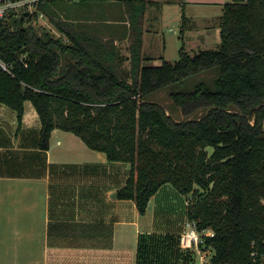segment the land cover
<instances>
[{
    "label": "trees",
    "instance_id": "1",
    "mask_svg": "<svg viewBox=\"0 0 264 264\" xmlns=\"http://www.w3.org/2000/svg\"><path fill=\"white\" fill-rule=\"evenodd\" d=\"M124 1L138 17L152 0ZM63 3L42 2L38 12ZM23 15L0 19V61L10 70L0 65V103L17 112L21 126L32 102L39 148L50 149L55 129L74 133L110 162L130 166L120 197L135 200L141 214L167 184L190 199L187 219L200 232L213 231L204 237L213 264H264V0L225 4L217 48L191 54L183 43L174 63L140 66L139 36L130 76L118 71L114 49L104 52V43L74 24H56L65 42L24 26ZM186 24L184 16L182 32ZM216 68L218 77L208 79ZM168 86L184 120L148 100ZM180 259L194 261L180 236L140 237L139 264Z\"/></svg>",
    "mask_w": 264,
    "mask_h": 264
},
{
    "label": "crops",
    "instance_id": "2",
    "mask_svg": "<svg viewBox=\"0 0 264 264\" xmlns=\"http://www.w3.org/2000/svg\"><path fill=\"white\" fill-rule=\"evenodd\" d=\"M120 1L100 3L87 19L91 26L119 25L126 41L141 36L140 66L172 62L166 31L178 34L179 53L183 43L191 54L216 49L224 5L233 2L152 0L137 17ZM134 43L120 61L125 73L133 68ZM40 130L32 102L25 104L21 126L17 112L0 103V264H139L142 235L180 236L186 229L180 223L178 230L144 231L146 214L135 200L120 197L130 175L128 164L110 162L104 152L62 129L52 132L50 149L42 150ZM160 191L151 201H157ZM206 251L211 259L213 250ZM190 252L195 259L197 253ZM179 264L188 263L180 259Z\"/></svg>",
    "mask_w": 264,
    "mask_h": 264
},
{
    "label": "rangeland",
    "instance_id": "3",
    "mask_svg": "<svg viewBox=\"0 0 264 264\" xmlns=\"http://www.w3.org/2000/svg\"><path fill=\"white\" fill-rule=\"evenodd\" d=\"M74 3L75 2L63 3L61 4L60 9L55 8L54 11L50 12L48 15L39 13L38 7H35L32 11H30L33 15L32 18H30V16L24 18V26H34L39 33H43L44 30L48 31L52 36L62 38L65 42H67L68 38L66 34L60 32L56 24H65L70 22L74 24L73 30L76 32L88 34L90 37L92 35L104 43L103 47H101L104 52H110L114 49V52H116V64L117 66H120L118 67V71L125 76L126 73L124 72L123 67H121L123 63H120V61L121 59L127 58V54H131L130 45L135 42L136 36L132 35V37L129 38V41H126V39H122L121 34L123 30L119 27V25H111L114 26L113 28L104 27L99 23L91 26V21L89 22V19L87 18L88 16L91 17V12H94V9L99 4L98 1L89 0L84 3ZM100 6L101 5L98 7ZM171 8L172 10L175 9L173 6ZM25 12H29V10L25 11L22 9L18 15ZM143 15L144 14H141V16ZM173 21H170L172 22L171 26L175 28L177 22L176 20ZM64 27L69 30L68 25L65 24ZM166 35L168 36V59L174 63L180 59V53L177 50V46L179 45L180 47L181 42L178 41V34H174L173 32L167 33L166 31ZM130 75L131 73H128V76ZM203 76L204 74L197 76L199 78L198 80L203 79ZM217 77L218 68L209 73L208 79ZM172 89L173 88L171 86H168L161 91L154 92L149 95L148 100L162 104L176 121H181L184 120L185 117L182 114V110L175 105L173 99L170 97ZM157 197V201H151L147 209L144 217V231L155 230L167 232L178 230L177 226L180 225V223L182 224L180 226L182 230L185 227L187 228L191 226L192 222H190L186 217V210L190 199L179 193L172 184L165 185Z\"/></svg>",
    "mask_w": 264,
    "mask_h": 264
},
{
    "label": "built area",
    "instance_id": "4",
    "mask_svg": "<svg viewBox=\"0 0 264 264\" xmlns=\"http://www.w3.org/2000/svg\"><path fill=\"white\" fill-rule=\"evenodd\" d=\"M49 0H0V19H10L11 14L19 16L18 13L22 9L25 11H32L33 8L38 7L42 2ZM68 2H80L83 0H60ZM89 1V0H88ZM96 1V0H90ZM0 65L4 70L10 71L6 64L0 61ZM213 231L200 232L195 223L186 228L180 234V246L185 251H194L197 257L189 264H213L208 252L204 249L205 236L212 235Z\"/></svg>",
    "mask_w": 264,
    "mask_h": 264
},
{
    "label": "water",
    "instance_id": "5",
    "mask_svg": "<svg viewBox=\"0 0 264 264\" xmlns=\"http://www.w3.org/2000/svg\"><path fill=\"white\" fill-rule=\"evenodd\" d=\"M29 15H30V12H25L24 15L21 18V22H23L24 21V18L27 17V16H29Z\"/></svg>",
    "mask_w": 264,
    "mask_h": 264
}]
</instances>
